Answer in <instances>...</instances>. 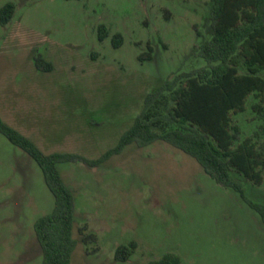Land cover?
Returning a JSON list of instances; mask_svg holds the SVG:
<instances>
[{
    "label": "rangeland",
    "instance_id": "1",
    "mask_svg": "<svg viewBox=\"0 0 264 264\" xmlns=\"http://www.w3.org/2000/svg\"><path fill=\"white\" fill-rule=\"evenodd\" d=\"M8 3L16 10L0 23V118L46 155L100 158L156 87L205 66L193 50L210 38L212 0H0V10ZM255 102L233 116L241 139L260 131ZM58 168L75 197L71 264H119L116 250L131 243L122 264H264L261 215L164 141L128 145L97 167ZM233 174L264 204V183ZM54 207L38 163L0 133V264H42L34 225Z\"/></svg>",
    "mask_w": 264,
    "mask_h": 264
},
{
    "label": "trees",
    "instance_id": "2",
    "mask_svg": "<svg viewBox=\"0 0 264 264\" xmlns=\"http://www.w3.org/2000/svg\"><path fill=\"white\" fill-rule=\"evenodd\" d=\"M15 10L13 3L1 8L2 26L12 21ZM210 21L209 40L193 50L205 66L175 72L156 87L119 144L98 159L75 154L46 155L0 118V133L38 163L55 198L52 213L34 225L42 264H71L77 246L73 235L75 197L63 181L59 165L80 161L97 167L131 144L143 148L164 141L191 156L217 183L237 192L264 222V204L248 198L242 182L233 174L254 185L264 183V0H212ZM99 31L103 41L104 27ZM121 43L122 36L115 35L114 46ZM36 65L45 71L52 69L42 58H37ZM251 96L256 99L251 109L262 124L255 135L241 139V128L233 116L247 110ZM90 237L84 236V241ZM135 249V243L120 246L115 261L127 262ZM154 264H180V260L166 256Z\"/></svg>",
    "mask_w": 264,
    "mask_h": 264
}]
</instances>
